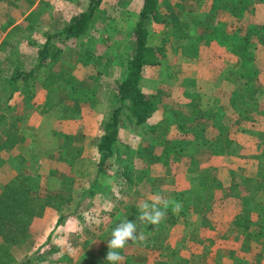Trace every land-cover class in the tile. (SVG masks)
Wrapping results in <instances>:
<instances>
[{
  "label": "rangeland",
  "instance_id": "rangeland-1",
  "mask_svg": "<svg viewBox=\"0 0 264 264\" xmlns=\"http://www.w3.org/2000/svg\"><path fill=\"white\" fill-rule=\"evenodd\" d=\"M35 1L0 0V14H5L3 15L4 20L0 22V28H3L12 16H19L31 9V14L26 18V29L32 37H36L38 43H42L46 35L61 29L72 14L86 10L91 5V0H42L39 5L32 7ZM176 1L179 0H169L172 4ZM182 1L187 5L183 11L179 10L177 4L174 10L180 19L189 22L190 26L186 28V33L191 38L183 35L181 30L175 33L174 26L163 22L152 21L148 25L149 43L153 45L164 43L166 46V56L160 57L159 64L148 65L145 68L141 82L147 93L155 95L159 108L149 123L138 127H135L133 122L123 114L118 144L125 161L119 160L120 154L119 157L118 154L112 156L114 165L110 168V173L102 177L103 182L110 186L109 188L104 187L109 190L106 197L101 195L100 183H92L99 159L97 144L100 135L104 132V121L117 104L114 100L111 82L113 83L116 78L127 71L130 33L138 19L143 0H103L102 7H105L107 12L103 13L100 20H94L81 37L66 38L56 34L53 38L61 48L59 57L63 63L61 69L69 71L71 68V72L77 77L78 88L84 89L80 94L83 97L81 111L75 116H67L61 105L47 112L39 111L37 104L47 94L46 89L40 87L39 84L34 87L33 97L26 96L28 103L23 104L26 98L19 92L13 95L10 102L5 103L8 84L5 78L8 74H5L4 70L5 77L2 81L0 80V188L3 183L24 172L27 175L38 172L44 189L59 187L62 179L69 175H72L74 182L70 187L74 192L72 202L63 210L48 206L47 208L53 211L49 212L47 217H43L45 212L35 216L27 236L21 243L14 245L13 252L16 256L18 255L17 258L21 263L27 264L25 262L27 257L38 250L35 248L37 244L33 245L34 240L38 239L41 242L44 237H47V233H51L49 238L53 236L55 243L64 244L61 247L55 244L58 248L54 252L32 264H72L73 258L77 263H84L85 260L90 259L84 256L87 250L78 242L86 239L85 228L88 226H92L98 233L107 231L111 234L112 229L122 219H129L138 224V231L141 230L144 237L147 236L150 233L149 230L145 231L142 227L143 223L137 217H132L131 210L128 208L129 203L136 202L138 205L156 195L166 199L163 190H171L174 187L176 174L182 173L181 177L186 180L188 184L186 189L190 193L205 189L207 191L208 186L218 185L215 171L208 168L205 162L208 161L210 155L224 152L225 135H223L224 130L221 134H217L212 126L217 125L218 127V123H223L221 129L227 128L228 124L224 121H228L229 118L233 119L230 113L236 112L232 100L234 96L238 103L236 107L244 110L245 98L237 93L245 92L246 81L239 72L241 59L239 55L230 50L227 42L222 44L211 39V42L205 43L194 38L201 34L203 27L201 21L211 12L212 0H202L194 5L190 4L191 0ZM218 11L219 21L228 31L237 29L245 22L264 24V0L254 2L250 10L243 8L240 15L232 14L228 10ZM165 35L168 36L166 40ZM36 48L37 45L33 46L27 39L18 38L13 42L5 40L0 45V59H2L0 65L9 68V61L4 64L3 58L16 53L18 54L16 62L22 61L23 66L28 67L36 61ZM87 49L96 52L95 54L99 57L96 61L98 64L93 65L90 61L81 60V54ZM255 62L259 67L255 83L259 85L250 102L249 111L253 112V117H256L257 125L250 128V133L255 135L256 142L258 141L259 144L255 145L254 141L249 149L250 153L264 151V43L262 41L258 42ZM93 70L98 74V79L95 81L89 77ZM91 86L95 92L93 96H88L87 92ZM197 94L201 95V105L206 113L205 119L208 124L206 133L209 137V144L207 148H202L192 158L181 154V140L175 135L179 128L175 117L179 118L182 112H186L189 103ZM159 122L168 123L171 132L168 131L165 134L164 137L167 140L150 142L153 133H145V131L150 129V125ZM218 129L221 131L219 127ZM9 135H15L16 142L12 145L5 143ZM187 147L188 151L193 149L189 145ZM170 151L171 154H168ZM127 158L130 159L128 168L133 178L131 181L133 187L128 188L127 180L130 179L123 171ZM260 160L263 164L261 166H264L263 157ZM251 162L256 163L254 159H251ZM251 162L248 160V164L245 165V173L255 171ZM257 169L261 170L258 164ZM236 172L238 175L241 174L240 169ZM84 188H90L94 192L89 194L87 191L82 199L83 204L79 208L77 205ZM188 192L182 197V202L185 201L187 204L190 201ZM261 197L259 200L252 199L253 201L245 199V205L250 204L246 208L250 215L256 212L254 211L256 207L262 213L261 217H264V195ZM121 199L124 200L122 203H120ZM114 204L117 207L115 206L112 210L111 207ZM187 204L183 207L184 213L179 215L176 231H171L175 225L172 223L171 228L160 232V242L163 243L172 237L174 238L173 243L177 242L175 238L179 241V237L181 240H187V245L183 247L184 252L194 254L190 264H215L216 261L211 260V255H223L222 259L228 260L229 264H264V242L262 244L255 242L250 245L241 244L243 239L241 235L233 238L238 246L232 255L228 254L231 247L225 244L215 245L214 249L211 248L210 254L205 253V249L210 248L207 235L211 233L217 237H225V228L232 208L219 204L220 216L208 217L196 211H188ZM235 206L238 205L235 204ZM209 208L210 206L207 205L208 210ZM110 211L114 214H110ZM61 215H64V219L59 223L58 219ZM209 216H212L211 213ZM57 217V222H55ZM203 217H208L210 220L218 219V234L207 226V230L201 229L204 231L203 236H199L197 230L201 228V225H206L205 221H202ZM162 221L164 222V219ZM193 232L198 234L196 236L198 241L194 239L192 247L190 235ZM66 241H70L71 244L66 245ZM49 245L40 248V252L53 246ZM96 247L103 249L105 243L102 240L98 241ZM215 247L220 248L219 253L214 251ZM130 248L120 249V254L123 256L124 252ZM154 255H157L156 250L151 252V256ZM241 255H244L245 259H240ZM50 256L53 257L51 262L48 261ZM60 259H65V261L60 262ZM170 259L171 264H178L173 258ZM148 263L154 264V261ZM217 263L225 264L220 261Z\"/></svg>",
  "mask_w": 264,
  "mask_h": 264
},
{
  "label": "trees",
  "instance_id": "trees-1",
  "mask_svg": "<svg viewBox=\"0 0 264 264\" xmlns=\"http://www.w3.org/2000/svg\"><path fill=\"white\" fill-rule=\"evenodd\" d=\"M202 0H191L190 4L194 5ZM259 0H212L210 4L211 12L209 15L201 21L203 24L200 35L194 38L209 43L211 39L217 40L220 43H226L229 45L230 50L239 55L241 59V69L239 70L240 76L245 78V92L237 93L243 95L245 98L244 110H240L236 107V96L233 97V107L239 113L245 112V118H250V102L254 98L256 85L255 81L258 78L259 67L255 62L256 50L258 42L264 43V24L249 22L241 24L237 29L225 30L222 27L221 21H219L220 14L218 10H228L232 14L240 15L241 10H250L254 2ZM103 0H91V5L88 9L76 12L71 15L70 19L66 21L65 25L57 30L55 33H49L45 36L44 42L38 43L30 34H26L25 38L32 45H37V58L34 64H29L28 67L23 66L22 61L16 62L18 54L7 55L3 58V63L7 64L9 61V68L0 65V80L8 74L5 79L8 80L7 94L4 98L5 103L10 102L11 98L16 92L26 96H34V87L38 84L40 87L46 89V97L37 104V109L41 112H47L55 106H62V109L67 113V116H75L81 111V104L83 97L80 95L84 89L78 88L76 83V76L69 71L62 70V61L59 60L61 56V48L55 43L53 38L56 34H60L66 38H79L81 37L91 26L92 22L96 19H101L104 12H107L105 7H102ZM177 4L179 10L183 11L185 5L182 0L170 3L169 0H143L142 7L139 12L137 21L130 33L129 48L127 53V71L118 78H116L111 85L113 86L114 100L117 103L112 109L109 115L104 121V132L100 135L98 141L99 159L97 164V170L95 172L93 184L100 183L102 186L101 191L109 193L110 186L103 182L102 177L110 173V168L114 165L112 156L120 154L122 162L125 161L122 158V150L119 143V131L122 122L123 114L133 122L135 127L139 125L149 123V120L156 114L158 107V100L155 95L147 93L142 87V78L145 68L148 65H156L161 62L160 57L166 56V46L164 43L153 45L149 43L148 25L150 22H159L174 26L175 33L183 31V35L189 36L186 33V28L189 25L188 21L180 19L177 12L174 10V6ZM176 12V13H175ZM13 18H9L7 24H12ZM6 24V25H7ZM5 25V26H6ZM4 26V27H5ZM3 27V28H4ZM22 25L17 24L15 28L21 29ZM168 32V31H167ZM191 38V36H189ZM168 36H164L166 40ZM87 49L81 54V60L84 62L90 61L91 64H98V56ZM19 59V58H18ZM2 59H0V62ZM7 61V62H5ZM57 65V66H56ZM95 69V68H94ZM98 74L94 73V70L90 73L89 77L94 81L98 79ZM7 76V75H6ZM89 82V81H88ZM89 84H91L89 82ZM84 86V85H80ZM94 88L91 86L87 92L88 96L94 95ZM88 96H85L86 98ZM249 102V103H247ZM28 103V99L23 100V104ZM242 107V105H241ZM181 117H175L178 122L177 138H180V150L181 154L185 156H191L192 158L202 148H207L209 144V137H207L206 127V113L201 105V95L197 94L193 97L189 103V107L186 112L181 113ZM150 129H147L145 133L152 132L153 136L150 142H161V140H167L165 134L169 131V124L166 122H159L150 125ZM15 135H9L5 140V143H15ZM193 147L188 151V147ZM171 154V151L168 153ZM263 157V156H261ZM130 159L127 158L125 163L124 173L128 176L127 188L133 187L131 181L133 178L130 175V169L128 163ZM263 165V164H260ZM72 175L65 176L62 179V184L54 189H44L39 180V173H33L27 175V173H20L13 177L11 180L3 183L0 188V264H23L19 261L17 256L12 250L13 245L22 242L33 222V219L37 215H41L48 206H53L58 210H63L66 205H69L74 197L71 185L74 183ZM164 176V175H163ZM162 178V176H159ZM157 177V178H159ZM156 178V177H155ZM154 178V179H155ZM262 177L247 176L245 180V186L248 193L245 194V199L251 201L256 199L257 194L261 189H264V179ZM107 187V188H104ZM87 191L92 194L94 191L90 188H84V191L80 195L78 201V207L83 204L82 199L86 195ZM158 192V190H154ZM188 192V191H186ZM186 192H181L185 194ZM182 197H180L181 199ZM179 202L178 198H173ZM202 200V198H197ZM124 200L121 199L120 203ZM182 200H180L181 202ZM187 203L182 202L185 207ZM249 203L245 205V212H238L233 220L228 232L236 231L238 234L243 235L247 239L263 240L264 239V217L256 219L253 215H250L246 208L249 207ZM121 206V205H119ZM190 206V203L187 204ZM117 207V206H116ZM128 208L131 210L132 217L138 218V208L136 202L129 203ZM117 209V208H116ZM183 209V208H182ZM205 207L200 204L194 207V210L206 214ZM254 211L256 207H254ZM114 214V213H110ZM175 214L171 213L167 216V220L157 225H152L149 230L153 231L145 241L146 246L158 247L159 234L161 231L167 229L169 223L176 222ZM64 215H61L58 222H62ZM206 220V217L203 219ZM86 239L81 244L83 248L87 250L85 257L90 259L85 260L84 263L72 262V264H108L106 260V254L108 252V244L103 249L95 251L93 240L99 237L103 242L111 238V234L107 231L101 232L100 235L94 230L86 229ZM197 234H192L193 239ZM209 241L213 243L212 237ZM79 242V241H78ZM130 242V241H129ZM57 248L51 246L44 252H40V249L26 259L27 264H32L35 261L41 260L47 254L52 253ZM208 247L205 252H209ZM175 256V255H174ZM180 264H189L188 258L182 257ZM166 263V261H164ZM127 264H133L131 259L127 260Z\"/></svg>",
  "mask_w": 264,
  "mask_h": 264
},
{
  "label": "crops",
  "instance_id": "crops-1",
  "mask_svg": "<svg viewBox=\"0 0 264 264\" xmlns=\"http://www.w3.org/2000/svg\"><path fill=\"white\" fill-rule=\"evenodd\" d=\"M41 1L42 0H36L33 5L31 4L32 7L39 5L41 3ZM51 1H53V0H51ZM30 10L31 9H28L24 14H21L19 16H12L11 18H13V23L9 24V25L7 24L5 26V28H0V45L5 40L7 42H11V41L13 42V41H17L18 38L19 39L20 38L26 39L25 35L30 33L26 29V22H27L26 18H28L29 15L31 14ZM3 15H5V14H0V22L4 20ZM17 24L22 25L21 29L18 30L17 28H15ZM234 111H235V109H234ZM250 115H251L250 118H245V112L241 114L236 110L235 113H230V116L233 119L229 118L228 121L223 120L224 123L228 124V125H226L227 128L225 127L223 129H221L223 127L222 126L223 123H218V127L221 129V131H219L217 125L212 126V128L216 131L217 134H221V132L224 130L223 135H225L224 152L221 154H212L211 153L212 155H210V157L208 158V161L205 162V164H206V166H208V168L213 169L215 171V178H217L218 185L217 186L216 185L208 186L209 190H207V191L205 189L203 191H199V192H195V193L193 191L191 193L188 192L190 194L188 196L190 198V201H189L190 206L188 208V211H190V212H195L196 210H194V207L196 205L202 204L205 207L204 210L206 211V214L204 215L202 213V215L208 216V217H213V216L219 215V212H218V208H220L219 204L221 206L225 205L226 207L229 206L232 208L230 210L227 226L225 228V232H226L225 237H223V238L217 237V235L211 234V233H210V235H207L206 238L212 237L213 243L209 241V238H207V241L209 242V245H210V250H209V252L204 251L205 253L210 254V252H212L211 248H213L215 245L221 246L223 244L231 247L228 250L229 255H232L235 252L234 250L237 249L236 247L238 245L235 243L233 238L236 236H240L241 234H238L236 231H231V232H228V231H229L231 221L233 220L234 216L240 211L245 212V194L248 193V190L245 186L246 177L247 176H255V177H259V176L262 177L263 176V179H264V171H263L264 166L260 165L261 164L260 163V161H261L260 156H262L260 154H264L263 153L264 151H258L257 153H250L249 152V149H250L251 145H253L254 141H255L254 142L255 145L258 146V144H259L258 141L256 142L257 139H256L255 135L250 133V128L256 127L257 119H256V117H253V112H251ZM170 132L171 131L169 130V133ZM261 150H263V148H261ZM211 152H212V149H211ZM182 158L184 159V157H182ZM251 159H254L256 161V163L251 162ZM263 159H264V155H263ZM248 160H250L251 164H253V166L255 167V171L253 173L252 172L245 173V165L248 164ZM257 164L259 167H261V170H259V169L256 170ZM237 169L241 170L240 175L237 174V172H236ZM186 171H187V169H186ZM179 174H176L177 178H176V183L173 184L174 187L171 188V190H168V189H166L165 191L163 190L164 197L166 198L165 200L172 202V201H175L172 199L177 197L179 202H180V200H182V198L180 199V197H184V194L182 195L181 192L188 191L186 189V187L188 186V184H186V180L184 179V177H181L182 173H179ZM162 178H163V176H162ZM101 193H102L101 195H103V197L107 196V193H105V192H101ZM263 195H264V189H261L259 191V193L257 194L256 199H253V200H259L260 198H262L261 196H263ZM197 198H202V200H197ZM91 201H93V200L91 199ZM181 203H182V201H181ZM235 204H237L238 206L234 207ZM207 205L210 206L209 210L207 209ZM115 206H116V204H114L111 207L112 210L115 209ZM50 207H53V206H50ZM256 210H257L256 211L257 213L254 212L255 215L254 214L253 215L256 216L254 218L257 219L259 217L258 215L260 214V211H258L257 208H256ZM51 211H53V210H50L49 208L45 209V211H44L45 214L43 217H47L48 213ZM196 212H198V211H196ZM109 213H113V212L110 211ZM167 213L168 214L173 213L171 203L169 205ZM180 213H184V209H182L181 212H179V214H175L176 222H173L175 225H173V227L171 228L172 223H169L167 229L171 228L172 232L176 231V229H177L176 227L178 226V223H179L178 219L180 218L179 217ZM209 213H211L212 216H209ZM208 217L205 220L206 225H201V228L199 230H197L200 237L203 236V234H204V231H202L201 229L207 230L209 227V229L213 230V232H215V233H217V231H218V219L215 218L214 220H212V219L210 220ZM57 219H58V217L56 218L55 222H57ZM203 219H204V217L202 218V221H204ZM164 220L166 221L167 218ZM151 226H152L151 224L143 223L142 227H144L145 231H147V230H149V228ZM86 229H88V230L91 229V230H94L97 232V230L92 228V226L91 227L88 226L85 228V230ZM149 232L150 233L147 236H145V239L143 241L137 240V241H133V242L130 241L129 242V245H127L126 247H131V248L127 252H124V255H123L124 260L121 262V264H127L128 259H131L133 264H149L148 263L149 261H154V264H171L170 258H173V260H175L178 264H180V259L183 260L182 257L188 258L189 264L191 263V260L193 258L192 256L194 254L192 252L190 254L188 252L186 253V252H184V249H183L184 245L185 244L187 245V243H186L187 240L186 241L184 239L181 240V237H179L180 242L177 240V238H175L176 239L175 241H177V242L173 243L174 238L172 237L171 239L170 238L166 239V241L163 243L159 241L160 245L158 247H152V246L149 247V246L145 245V241H146V239H148L149 235H151L153 233V231L149 230ZM193 233L195 234V232H193ZM193 233H191V235ZM47 234H48L47 237H44V239L41 242H39L38 239L36 241L34 240L33 245L35 246V244H37V247H35L36 249L44 248V246H47L49 244H50L49 246L53 245L54 247L56 245L61 247L62 244H64V243H55L53 236H51L49 238V235L51 233H47ZM173 234H171V235H173ZM98 235H100V233H98ZM191 235H190V238H191ZM241 238L244 239V236L241 235ZM194 239H196V236L193 238V240H192V238L190 239V241H191L190 245L191 246H192V242H194ZM243 239L241 241V244L243 243L246 245L253 244L254 242L260 243V244H262L264 242V239L259 240V241L253 240V239H247L246 237H245L244 241H243ZM101 240L102 239L99 237H96L93 240L94 249L97 252L99 251V249L96 246H97L98 241H101ZM83 241H84V239L79 241V244H82ZM104 243L106 245L107 241H105ZM65 244L69 245V244H71V242L66 241ZM72 244H74V243H72ZM14 248H15V246L13 245V251H14ZM215 248L216 249L214 251L219 253L220 248H218V247H215ZM153 250L157 251L156 256L155 255L151 256V252ZM71 256H69L70 257L69 260H71ZM17 257H18V255H17ZM222 257H223V255H220V256H216V255L212 256L211 255V260H215L216 261L215 264H218L217 261H220L221 263H225V264L230 263V262H228V260L222 259ZM52 258L50 256V258H48V261L51 262ZM65 259H62V260L60 259L61 260L60 262L65 261ZM240 259H245V256L241 255ZM164 261H166V263H164ZM202 261H204V260H202ZM72 262H75L74 258H73Z\"/></svg>",
  "mask_w": 264,
  "mask_h": 264
},
{
  "label": "clouds",
  "instance_id": "clouds-1",
  "mask_svg": "<svg viewBox=\"0 0 264 264\" xmlns=\"http://www.w3.org/2000/svg\"><path fill=\"white\" fill-rule=\"evenodd\" d=\"M170 203L172 204V212L179 214L183 205L181 202L168 201L161 196L156 195L149 197L148 200L138 203V220L142 223L151 225L159 224L166 218L167 210ZM145 239L143 232L138 231V224L129 219H122L111 231V238L108 240V252L106 260L108 264H121L124 257L120 254V249H124L129 245V241H143Z\"/></svg>",
  "mask_w": 264,
  "mask_h": 264
}]
</instances>
